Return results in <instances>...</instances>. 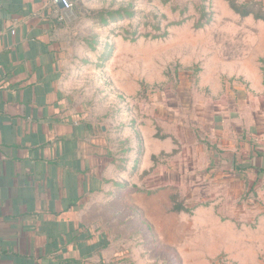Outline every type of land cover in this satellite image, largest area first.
Returning <instances> with one entry per match:
<instances>
[{
  "label": "crops",
  "instance_id": "crops-1",
  "mask_svg": "<svg viewBox=\"0 0 264 264\" xmlns=\"http://www.w3.org/2000/svg\"><path fill=\"white\" fill-rule=\"evenodd\" d=\"M213 1L227 4L216 18L241 21L229 0ZM234 3L264 11V0ZM74 16L55 0H0V264L124 261L111 251L108 232L86 220L93 199L129 190L121 179L130 164L108 147L105 128L94 126L76 92L75 62L66 49ZM245 16L264 25V13ZM241 33L250 53L239 62L241 70L205 85L209 98L191 118L198 119L205 145L197 162L205 175L224 181L228 196H243L242 243L249 260L264 264V27L226 32ZM167 105L164 117L172 110ZM156 138L147 167L145 160L132 161L133 177L154 172L159 157L169 153L172 136ZM110 166L116 177L106 176Z\"/></svg>",
  "mask_w": 264,
  "mask_h": 264
},
{
  "label": "rangeland",
  "instance_id": "rangeland-1",
  "mask_svg": "<svg viewBox=\"0 0 264 264\" xmlns=\"http://www.w3.org/2000/svg\"><path fill=\"white\" fill-rule=\"evenodd\" d=\"M69 1L75 19L66 49L75 62L76 92L94 126L105 128L108 147L130 164L121 179L129 190L93 199L86 220L108 232L123 264H259L242 243L243 196H228L223 180L204 174L197 160L205 145L191 116L209 98L205 85L237 75L250 54L244 52L248 37L227 29L264 27L244 19L250 10L255 16L264 11L229 0L238 21L216 18L228 10L213 0ZM167 103L172 110L164 117ZM165 133L173 138L169 153L154 172L133 177L132 161L145 160L147 167L153 139ZM112 171L106 176L116 177Z\"/></svg>",
  "mask_w": 264,
  "mask_h": 264
},
{
  "label": "built area",
  "instance_id": "built-area-1",
  "mask_svg": "<svg viewBox=\"0 0 264 264\" xmlns=\"http://www.w3.org/2000/svg\"><path fill=\"white\" fill-rule=\"evenodd\" d=\"M64 11H71L72 5L69 0H60Z\"/></svg>",
  "mask_w": 264,
  "mask_h": 264
},
{
  "label": "water",
  "instance_id": "water-1",
  "mask_svg": "<svg viewBox=\"0 0 264 264\" xmlns=\"http://www.w3.org/2000/svg\"><path fill=\"white\" fill-rule=\"evenodd\" d=\"M55 1H56V3L59 5V7H61V8L63 7V6H62V3H61L60 0H55Z\"/></svg>",
  "mask_w": 264,
  "mask_h": 264
},
{
  "label": "trees",
  "instance_id": "trees-1",
  "mask_svg": "<svg viewBox=\"0 0 264 264\" xmlns=\"http://www.w3.org/2000/svg\"><path fill=\"white\" fill-rule=\"evenodd\" d=\"M175 211L179 212V211H184L182 208H177L175 209Z\"/></svg>",
  "mask_w": 264,
  "mask_h": 264
}]
</instances>
